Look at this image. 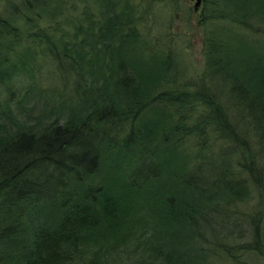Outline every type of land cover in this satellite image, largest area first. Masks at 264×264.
Wrapping results in <instances>:
<instances>
[{"label":"trees","instance_id":"trees-1","mask_svg":"<svg viewBox=\"0 0 264 264\" xmlns=\"http://www.w3.org/2000/svg\"><path fill=\"white\" fill-rule=\"evenodd\" d=\"M73 1L0 18V264H207L201 224L264 191L205 150L241 123L264 156V0H205L196 80L134 0Z\"/></svg>","mask_w":264,"mask_h":264},{"label":"rangeland","instance_id":"rangeland-1","mask_svg":"<svg viewBox=\"0 0 264 264\" xmlns=\"http://www.w3.org/2000/svg\"><path fill=\"white\" fill-rule=\"evenodd\" d=\"M134 1L138 3L139 10L143 11L146 17L142 26L143 33L151 39L156 38L159 44L172 40L170 47L175 48L183 60L186 78L193 80L199 78L204 70L203 46L206 38L205 32L212 27V23L208 22L209 20L206 21V24L203 23V20L210 16L208 11L211 13V8L204 12L205 0H200L197 9H195L196 0H176V3H174V0ZM20 2L21 0H0V18L5 17L11 7L17 4L20 5ZM73 2L78 1L74 0ZM215 22L222 23L221 21ZM60 23L61 21L47 23L42 20L40 22L44 29L49 32L55 24V27H57ZM41 59V57H38L36 61L38 66L44 63ZM39 71L40 73H38ZM36 72L40 79L41 76L45 78L47 71H43L42 68ZM237 120H239L238 117ZM235 133L239 136H214V132L211 133V139H208L206 144L208 149H205L208 150L209 160L215 163L220 155L224 162L230 166V169L237 173L238 178H247L243 164L247 162L248 156H244L242 151L248 148L250 154H255L254 164H258L264 183V156L261 158L257 152L258 144L254 142L251 128L242 126L239 123ZM193 138V136L188 137L185 144L193 146V149H195L194 143L196 142ZM254 183L255 180L249 179L251 188L247 196L243 198L235 197L228 204L222 202L223 205L225 204L223 211L212 214L208 222L201 224L208 239L212 240L206 242L209 243L206 245V248L209 249L207 250V264H264V237H262L263 231L259 228L264 225V209L261 208L262 211L259 213L260 208H258L259 204L262 203L264 191L259 192ZM257 226V230L261 233L258 237H255L254 229ZM133 243L135 241L125 244V247L132 249L130 246ZM122 247L125 248L124 245Z\"/></svg>","mask_w":264,"mask_h":264},{"label":"water","instance_id":"water-1","mask_svg":"<svg viewBox=\"0 0 264 264\" xmlns=\"http://www.w3.org/2000/svg\"><path fill=\"white\" fill-rule=\"evenodd\" d=\"M199 2H200V0H196V2H195V3H196V4H195V9H197V8L199 7V5H200Z\"/></svg>","mask_w":264,"mask_h":264}]
</instances>
